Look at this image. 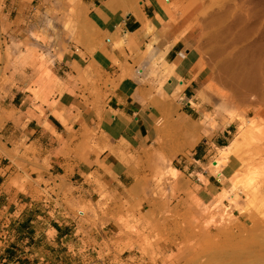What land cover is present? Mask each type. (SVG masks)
Returning a JSON list of instances; mask_svg holds the SVG:
<instances>
[{
	"label": "rangeland",
	"instance_id": "374dc122",
	"mask_svg": "<svg viewBox=\"0 0 264 264\" xmlns=\"http://www.w3.org/2000/svg\"><path fill=\"white\" fill-rule=\"evenodd\" d=\"M146 1L151 0H0V89L12 81L24 51L30 53L29 62L20 65L36 69L51 86L57 81L52 66L71 58L75 64L88 62L83 71L76 69L75 76L94 97L86 105L97 112L100 130L74 132L70 142L62 141V155L82 163L93 158L107 183L117 175L119 164L130 169L133 197L116 200L106 181L99 182L93 206L71 198L74 216H94L95 225L106 230L112 241L119 264H223L220 247L226 238L217 234L220 228L234 224L240 234L232 239H243L252 232L249 222L264 220V196L257 193L249 200L244 196L254 193L264 179V164L254 165L256 171L252 167L247 174L228 175V163L236 169L240 166L242 147L238 146L225 162L212 166L238 131L229 110L221 108V98L211 101L210 107L203 94H214L211 84L219 87L213 78L226 61L250 53L264 65V0H170V13H160L161 22L144 34L140 48L144 52L136 54L130 35L124 36L119 28L115 35L112 31L133 10L143 13ZM153 1L157 15L159 0ZM174 52L187 56L185 72ZM168 79L183 82L187 89L178 90ZM122 93L137 102L132 112L138 114L127 120L120 135L112 131L113 125L103 124L100 110L108 96ZM253 100L238 103L237 110L254 121L248 133L251 145L264 150V99L257 97L255 104ZM196 108L203 109L199 119L193 117ZM143 114L149 125L135 146L123 133L135 128ZM194 125L199 127V140L192 147L184 146L190 136L180 127ZM198 149L204 157L196 164ZM188 164L198 167L199 174L183 170ZM73 169L68 165L67 174L72 175ZM217 169L224 172L228 196H220L214 181ZM22 171L25 177L16 174L8 186L24 193L36 170ZM31 221L29 212L11 210L0 201V264H68L50 257L43 239L51 232L36 234Z\"/></svg>",
	"mask_w": 264,
	"mask_h": 264
},
{
	"label": "crops",
	"instance_id": "0c3cea01",
	"mask_svg": "<svg viewBox=\"0 0 264 264\" xmlns=\"http://www.w3.org/2000/svg\"><path fill=\"white\" fill-rule=\"evenodd\" d=\"M154 5L153 0L144 2L142 11L148 20L155 18ZM131 24L130 20L122 22L114 28L112 35L116 34L117 28L123 32ZM74 59L51 67L57 80L55 86L41 79L33 67L26 68L20 64L14 67L16 74L12 81L2 85L0 201H5L6 207L11 210L29 212L33 220L30 225L36 234L51 232L43 242L47 244L46 252L54 261L60 258L68 264H119L116 262L112 241L108 239L106 230L95 225L94 216L90 214L83 219L76 218L70 209V200L75 197H79L84 206H93L99 195V182L104 184L108 180L105 173L100 172L94 164L93 158L89 159L91 163H82L76 158L66 159L62 155V141L70 142L74 132L85 128L100 130L97 112L86 105L94 97L86 92L87 85H81L75 76L76 69L84 70L88 62L75 64ZM70 77L77 79V82L70 81ZM109 97L100 110L103 124L113 125V132H123L127 120L133 119L131 116L138 112H132L133 105L126 94ZM96 98H100V95ZM53 101L57 104L52 105ZM136 122L135 128L123 134L138 146L145 129L142 127V119ZM203 157V151L198 149L195 151L194 162L197 164ZM68 165L74 166L72 175L66 172ZM23 168L36 171L28 177L31 182L21 193L8 185L9 179L16 174L25 177ZM185 169L199 174L198 167L191 164L183 167ZM130 178L133 179L132 173L126 168L106 184L108 192L116 200H130L133 197L130 190L133 182H129ZM71 188L76 189L75 192ZM37 230H40L39 233ZM107 254H110V258L106 257Z\"/></svg>",
	"mask_w": 264,
	"mask_h": 264
},
{
	"label": "bare ground",
	"instance_id": "6f19581e",
	"mask_svg": "<svg viewBox=\"0 0 264 264\" xmlns=\"http://www.w3.org/2000/svg\"><path fill=\"white\" fill-rule=\"evenodd\" d=\"M170 0H159L156 1V6L158 10V14L153 20H148L145 15L141 12V10L135 9L132 11L131 16H128L127 20L132 22L131 26L126 30L124 36H128L133 42L132 50L134 53L139 54L140 52L143 53L144 51L140 50L141 44L145 40L144 34L150 33L153 29L154 25H158L160 20V13L165 12L166 15L170 13ZM135 12V13H133ZM151 23V26L149 24ZM264 42V41H263ZM147 49L150 47V44L146 45ZM180 58L181 64H183V70L189 68V62L187 61V56L182 53H173ZM30 53L28 51L22 52L19 56L18 61L20 62H27ZM258 55H252L250 53H243L242 55L238 56L235 60H231V62L226 61L223 63V68L219 69V72L214 76V80L218 83L219 87L215 84H211L209 89L214 94H203V99L206 104H209L211 107L212 102L217 100L218 97L221 99V108H226L231 113V119L233 123L237 124V137L226 147L220 150L221 156L220 160H216L212 163L214 168H217L221 162H225L228 158L230 153L234 152V150L240 146L242 147L241 153V162L238 169L235 168L234 163L230 162L226 165V172L227 174H234L235 171L242 172L243 174H247L251 171L252 167L256 171L254 165H261L264 164V150L259 149V147H254L249 142L250 129L254 123L252 119L246 118L243 114L238 112L237 104L241 102H246L248 98H253V104L256 102L257 97H262L264 99V65L257 60ZM29 62V61H28ZM221 60L218 61L220 65ZM181 70V68H180ZM139 71L140 70H136ZM138 72V73H139ZM221 74V76H220ZM169 85H177L178 90H182L186 87L183 82L179 84V82H174L170 79L167 80ZM227 89L230 94L224 92ZM184 91V90H183ZM131 101V100H130ZM133 105V110H136L135 106H138L137 102L131 101ZM249 107V106H248ZM213 109V108H212ZM203 109L196 108L194 110L193 117L195 119H199L200 113ZM255 112V114H259L256 110H251ZM248 114V112H247ZM208 118V114L206 115ZM136 120V118H135ZM206 121V119H204ZM142 122L144 125L142 127L148 128L147 120L145 119L144 114L142 115ZM137 122H134L136 126ZM177 123V122H175ZM212 126H210L209 130ZM198 126L193 127H185L181 126L180 129L183 131L189 132L190 140L184 145L187 147H192L196 144L199 140L196 133L198 131ZM122 167L120 164L115 168L117 174L124 171L125 169H121ZM173 173L177 171L175 169H171ZM215 182L218 184L220 196H228L225 179H224V172L223 170H214ZM256 191L249 195L248 192L244 193L245 199L249 200L252 196L259 193L260 195L264 196V179L260 182L258 187L255 189ZM231 195V194H229ZM229 227L220 228L221 230L217 233H221L226 238V243L223 245L221 244V254L224 259L223 264H264V220L261 219L260 222L252 221L249 222V226L252 229V232L249 233V237L243 239H232V236L240 234L239 232H235V230H240L238 226L229 223L227 224Z\"/></svg>",
	"mask_w": 264,
	"mask_h": 264
},
{
	"label": "built area",
	"instance_id": "2783aa9c",
	"mask_svg": "<svg viewBox=\"0 0 264 264\" xmlns=\"http://www.w3.org/2000/svg\"><path fill=\"white\" fill-rule=\"evenodd\" d=\"M214 180H215V177H214Z\"/></svg>",
	"mask_w": 264,
	"mask_h": 264
}]
</instances>
